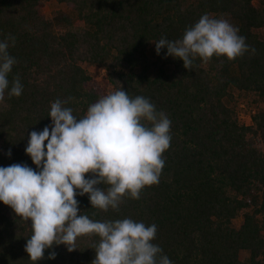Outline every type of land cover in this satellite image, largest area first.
Here are the masks:
<instances>
[{
	"label": "trees",
	"instance_id": "1",
	"mask_svg": "<svg viewBox=\"0 0 264 264\" xmlns=\"http://www.w3.org/2000/svg\"><path fill=\"white\" fill-rule=\"evenodd\" d=\"M48 1L0 0V42L8 41L16 60L9 90L16 78L23 86L19 97L6 90L0 101V167L40 171L25 149L32 131L51 126L57 99L80 119L122 88L170 119L165 166L158 184L142 189L139 199L126 195L118 209L92 207L87 194H77L79 213L155 224L151 242L171 264H264V0H54L69 12L47 19L41 10ZM204 14L231 21L248 51L231 61L196 57L189 69L166 48L156 53V42L182 39ZM83 63L104 71L108 88ZM239 97L263 106L247 125L238 120ZM31 235V221L0 202V264H93L100 240L79 236L71 252L54 244L33 262L25 251Z\"/></svg>",
	"mask_w": 264,
	"mask_h": 264
},
{
	"label": "clouds",
	"instance_id": "2",
	"mask_svg": "<svg viewBox=\"0 0 264 264\" xmlns=\"http://www.w3.org/2000/svg\"><path fill=\"white\" fill-rule=\"evenodd\" d=\"M238 32L228 20L204 14L182 39L156 42V53L166 48V55L182 60L186 69L196 57L207 62L214 55L224 56L231 61L249 49ZM10 39L14 46L15 38ZM8 48L7 40L0 42V101L16 63ZM22 91L16 78L8 95L19 97ZM63 103H51V126L29 134L25 152L40 171L22 164L0 167V202L31 221L32 235L25 246L29 258L43 259L45 249L54 244H64L71 252L77 237L96 235L100 240L93 264H171L151 242L155 224L130 218L93 221L79 213L75 198L87 194L92 207L107 211L118 209L126 195L139 199L142 189L158 184L165 166L162 155L171 142L168 116L157 112L149 99L130 97L122 88L100 97L80 119ZM88 173L92 178H85ZM101 184L108 185L106 191L97 187ZM49 259H55L54 252Z\"/></svg>",
	"mask_w": 264,
	"mask_h": 264
},
{
	"label": "rangeland",
	"instance_id": "3",
	"mask_svg": "<svg viewBox=\"0 0 264 264\" xmlns=\"http://www.w3.org/2000/svg\"><path fill=\"white\" fill-rule=\"evenodd\" d=\"M61 10L64 12H69V6L67 4H59L54 0L48 1L44 3V6L41 10V14L44 18H51L54 11ZM229 21V20H228ZM234 27L235 25L229 21ZM261 34L264 35V29L261 30ZM83 68L87 70L88 73H90L94 79L104 88H108L106 84V77L104 71L100 70L99 68L95 66H91L89 64L83 63L81 64ZM239 111H238V120L241 124H249V117L252 115V112H255L257 108L263 107L262 105H255L254 103L249 104L250 99L246 97H239ZM242 223V218H237L233 220V226L235 228H239V226ZM247 257V253L242 252L241 258L245 259Z\"/></svg>",
	"mask_w": 264,
	"mask_h": 264
},
{
	"label": "built area",
	"instance_id": "4",
	"mask_svg": "<svg viewBox=\"0 0 264 264\" xmlns=\"http://www.w3.org/2000/svg\"><path fill=\"white\" fill-rule=\"evenodd\" d=\"M254 112H252V114H253ZM249 122H250V117H249ZM247 125V124H246Z\"/></svg>",
	"mask_w": 264,
	"mask_h": 264
}]
</instances>
